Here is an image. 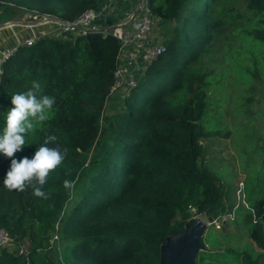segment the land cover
Here are the masks:
<instances>
[{
  "label": "trees",
  "instance_id": "obj_1",
  "mask_svg": "<svg viewBox=\"0 0 264 264\" xmlns=\"http://www.w3.org/2000/svg\"><path fill=\"white\" fill-rule=\"evenodd\" d=\"M103 1L0 0V23L23 8L72 20ZM224 2L147 0L165 50L109 114L104 109L116 95L111 88L120 48L110 34L41 36L3 62L0 132L11 96L29 90L32 81L42 85L40 95L55 97L49 119L25 134L26 144L12 158H31L50 134L57 137L50 147L68 151L43 188L47 199L31 188L8 190L3 178L12 158L0 154V228L15 242L31 241L28 254L0 249V264H160L161 246L195 223L194 215L212 222L233 212L231 180L204 160L203 140L228 137L221 117L229 84L241 88L236 109L247 114L254 82L264 81V0H243L245 11L237 17L244 18L238 27L244 42L230 74L229 67L214 72L204 60ZM260 172L243 183L245 242L226 244L220 231L209 237L205 231L195 264H264Z\"/></svg>",
  "mask_w": 264,
  "mask_h": 264
},
{
  "label": "rangeland",
  "instance_id": "obj_2",
  "mask_svg": "<svg viewBox=\"0 0 264 264\" xmlns=\"http://www.w3.org/2000/svg\"><path fill=\"white\" fill-rule=\"evenodd\" d=\"M105 1L108 0H104L103 2ZM114 1L121 7V10L114 12V17L111 18V21L116 19L118 14L125 15L129 12V6L125 5L127 0ZM137 2L140 3V0H136ZM122 4L125 6H122ZM134 6L135 4H131L130 9L134 8ZM138 7L139 4L131 12L134 13ZM221 7L222 22L221 24H216L213 40L210 43V48L204 60L205 65L214 72L219 73L227 70L229 67L230 74L232 65H236L240 61V49H242L244 36L240 33L238 27L245 22L244 18H242L243 16L240 18L237 16L240 13L243 15L245 5L243 4V0H227ZM107 12V15H111L112 13L111 10ZM1 15H3L2 7H0ZM33 15L34 13L22 9L7 20L29 19L33 18ZM161 28V24H159L157 18H154L152 21V36L155 41H160L164 44ZM235 28L236 31L234 32ZM8 39L9 37L7 41ZM136 63L140 62L136 61ZM138 65L140 66L133 63L130 65V69L135 73L137 79L145 68L141 67V64ZM254 83L257 87L255 100L249 104L248 108H250V111L247 114L238 112L236 109L237 97H240L239 94L242 93L241 88H236L238 84H229L227 109L222 112L221 117V121L224 122L223 124L228 127V137L211 136L203 140L205 146L204 160L211 166L213 171H217L228 180H231L234 209L228 216V222L227 219L224 221L215 219L214 222H208L203 214H196L193 217L197 221L206 223V236L209 237L213 231H220L219 233L223 236L224 243L226 244L240 245L245 242L246 237H243L242 226L240 224L242 205H246L243 200V183L251 174H260L262 173L260 171L264 170V163L262 162L264 158L262 150L264 138V81ZM216 95L219 96V92H216ZM122 97L123 92L120 95H112V99L108 98L104 112L109 114L116 111ZM259 169L260 171H257ZM55 238L56 236H53L50 240L52 241ZM255 249L258 251V248Z\"/></svg>",
  "mask_w": 264,
  "mask_h": 264
},
{
  "label": "built area",
  "instance_id": "obj_3",
  "mask_svg": "<svg viewBox=\"0 0 264 264\" xmlns=\"http://www.w3.org/2000/svg\"><path fill=\"white\" fill-rule=\"evenodd\" d=\"M138 4L139 12L133 13L129 10L122 18L118 14L112 21L114 12L120 10V6L114 0L102 2L98 7L87 8L72 20H64L56 15L23 8L25 11L34 13L33 18L2 22L6 28L16 27L20 31L26 30L29 34L23 38L20 44L5 47L0 51V83L3 62L9 59L20 45L31 46L39 37L45 35L61 36L68 33L77 36L89 32H99L104 35L110 34L120 41L117 55L118 64L114 70L115 83L111 88V94L117 90L124 92L129 87L136 85L137 82L135 73L130 69L131 63L146 67L165 50V45L160 41H155L152 36L153 19L149 13L147 0L144 2L140 0ZM108 10L112 11L111 15L106 14ZM38 25L45 28L36 31L35 27ZM136 61L140 63H136ZM226 219H228V215L221 216L219 220ZM30 245L29 239H23L21 242L13 241L8 237L6 231L0 228V249L14 248L18 255L28 254Z\"/></svg>",
  "mask_w": 264,
  "mask_h": 264
},
{
  "label": "clouds",
  "instance_id": "obj_4",
  "mask_svg": "<svg viewBox=\"0 0 264 264\" xmlns=\"http://www.w3.org/2000/svg\"><path fill=\"white\" fill-rule=\"evenodd\" d=\"M42 85L37 81L31 82V88L25 92L13 94L11 105L4 118V127L0 132V154L12 158L14 153L21 151L26 144L25 134L33 132L37 124L49 119L55 104V97L40 95ZM57 137L48 135L43 144L36 148L34 155L29 158L11 159L10 167L3 178V184L8 190L24 192L32 189V195L47 199L48 194L43 190L50 173L61 166L67 155V149L55 144ZM65 187H71L69 180H64Z\"/></svg>",
  "mask_w": 264,
  "mask_h": 264
},
{
  "label": "water",
  "instance_id": "obj_5",
  "mask_svg": "<svg viewBox=\"0 0 264 264\" xmlns=\"http://www.w3.org/2000/svg\"><path fill=\"white\" fill-rule=\"evenodd\" d=\"M145 0H143L144 2ZM140 7L134 13H137ZM29 33L26 30L20 31L13 28H6L0 24V38L8 39L1 44L0 51L5 47H12L22 42ZM207 225L203 221H196L193 224L185 225L184 231L171 235L161 246L160 264H195V257L203 245V235Z\"/></svg>",
  "mask_w": 264,
  "mask_h": 264
},
{
  "label": "crops",
  "instance_id": "obj_6",
  "mask_svg": "<svg viewBox=\"0 0 264 264\" xmlns=\"http://www.w3.org/2000/svg\"><path fill=\"white\" fill-rule=\"evenodd\" d=\"M138 3H139V2L136 3V0H127L125 5H128V6H129V10H132V9H134V8L136 7V5H137ZM131 4H135L134 8H132V9H130V5H131ZM125 5L122 4V6H125ZM120 10H121V7H120ZM127 13H128V12H127ZM120 16H121V18H122V17L124 16V14H121ZM6 41H7V39L5 40V38H2V37H1V38H0V47H1V44H2V43L5 44ZM124 62H125V61H124ZM121 93H122V91L117 90L114 94H116V95H117V94L120 95ZM124 93H125V91L123 92V95H124Z\"/></svg>",
  "mask_w": 264,
  "mask_h": 264
},
{
  "label": "bare ground",
  "instance_id": "obj_7",
  "mask_svg": "<svg viewBox=\"0 0 264 264\" xmlns=\"http://www.w3.org/2000/svg\"><path fill=\"white\" fill-rule=\"evenodd\" d=\"M44 28H45L44 26H42V25H38V26L35 27V30L38 31V30H40V29H44Z\"/></svg>",
  "mask_w": 264,
  "mask_h": 264
}]
</instances>
